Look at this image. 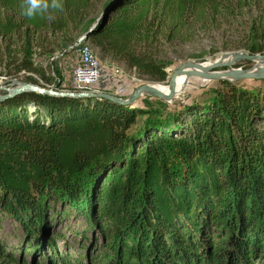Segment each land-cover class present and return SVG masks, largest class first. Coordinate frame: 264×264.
I'll list each match as a JSON object with an SVG mask.
<instances>
[{"label": "trees", "instance_id": "trees-1", "mask_svg": "<svg viewBox=\"0 0 264 264\" xmlns=\"http://www.w3.org/2000/svg\"><path fill=\"white\" fill-rule=\"evenodd\" d=\"M109 1V23L88 41L153 83L167 82V66L132 44L155 41L164 27L180 36L187 19L228 11L226 0ZM59 2L29 19L24 0H0L9 82L23 72L51 82L35 43L81 27L90 0ZM250 31L249 54H264V8ZM53 70L50 88L61 91ZM220 83L207 100L163 110L148 99L141 108L37 93L0 102V229L8 222L17 241L0 237V261L264 264V90Z\"/></svg>", "mask_w": 264, "mask_h": 264}, {"label": "rangeland", "instance_id": "rangeland-1", "mask_svg": "<svg viewBox=\"0 0 264 264\" xmlns=\"http://www.w3.org/2000/svg\"><path fill=\"white\" fill-rule=\"evenodd\" d=\"M107 2L108 0H90L89 7L82 11V16H86L87 20L79 28L72 27L68 36L62 37V35H59L56 40L50 41L48 44L42 41L35 43V63L45 72L46 77L51 82L40 79L41 77L38 75L30 76L39 80L41 85H46L47 88L44 89L53 90L50 87L54 86L58 81L59 76L57 74L54 75L55 71L53 70L56 67L63 81L61 91L72 92V78L78 63V55L72 50V47L86 35L87 27H91L92 23L100 17ZM225 4L228 11L223 17L214 19L209 16L208 19H204L201 22H196L195 19L189 18L185 21L180 36L173 35L170 28L164 27L163 33L160 36H156L155 41L144 44L134 43L130 46V52L139 56L145 55L147 58L167 66L168 80L166 83L151 82L148 77L139 73L137 69L130 68L118 54L105 55L91 43L103 69V79L98 88L102 92L111 95L123 89L124 93L130 96L141 86H169L175 71L184 64L208 60L217 61L224 55L232 53L249 54L248 48L253 40L250 31V20L254 16L261 15L264 7L259 8L258 4L247 0L241 3H238L237 0H226ZM114 18L115 16L110 19V23H112ZM7 45V41H0L2 50ZM2 57V53H0V86L10 83V77L6 74L7 71L4 69ZM255 67L253 63L241 61L234 66V69L252 71ZM115 70H119L122 73V77H116L114 74ZM26 78L27 75L22 73L17 77V80L25 82ZM238 83L239 86L248 90L257 88L264 90V80H246ZM221 88L220 81L193 78L190 80L189 87L178 95L173 103H167L164 100L144 95L134 106L143 108V100L148 99V102L155 108L163 110L164 105H168L170 109H174L176 105L182 106L194 101L207 100L212 96L213 91ZM1 93L5 94L4 92ZM2 224L3 229H0V237L11 239L13 237V228L8 222ZM9 244L10 246H15L17 241L11 239ZM0 264L4 263L0 261Z\"/></svg>", "mask_w": 264, "mask_h": 264}, {"label": "water", "instance_id": "water-1", "mask_svg": "<svg viewBox=\"0 0 264 264\" xmlns=\"http://www.w3.org/2000/svg\"><path fill=\"white\" fill-rule=\"evenodd\" d=\"M114 6L115 3L111 1L105 5L104 11L100 17L87 30L85 35L87 39H89L92 35L99 33L109 23V18L114 11ZM241 61L253 63L256 67L252 71L234 69V66ZM205 63L206 61L199 63H187L178 68L171 77L169 84L170 91L168 94L161 91L154 85H145L138 88L134 94L125 98H120L107 93L92 94L48 90L37 85L13 80L10 83H5L0 86V102L7 101L25 93H37L58 98L105 99L122 106H134L144 95L164 100L167 103H173V101L178 97L176 93V80L179 76H187L188 80L193 78H203L205 80L229 81L232 83L246 80H264V54L250 55L244 53H232L224 55L221 59L209 67H205ZM1 92H4L5 94H2Z\"/></svg>", "mask_w": 264, "mask_h": 264}, {"label": "built area", "instance_id": "built-area-1", "mask_svg": "<svg viewBox=\"0 0 264 264\" xmlns=\"http://www.w3.org/2000/svg\"><path fill=\"white\" fill-rule=\"evenodd\" d=\"M72 50L78 55V63L74 69L72 78L73 90L75 93H92V94H103L98 85L103 79L102 64L95 54L91 42L88 41L86 36L82 37L72 47ZM30 76L34 74H26ZM115 76L120 78L122 73L119 70H115ZM114 96L125 98L128 97L123 89L118 90Z\"/></svg>", "mask_w": 264, "mask_h": 264}, {"label": "clouds", "instance_id": "clouds-1", "mask_svg": "<svg viewBox=\"0 0 264 264\" xmlns=\"http://www.w3.org/2000/svg\"><path fill=\"white\" fill-rule=\"evenodd\" d=\"M49 7L62 8L59 0H51V4L45 3L44 0H24L23 15L29 19L42 15Z\"/></svg>", "mask_w": 264, "mask_h": 264}, {"label": "bare ground", "instance_id": "bare-ground-1", "mask_svg": "<svg viewBox=\"0 0 264 264\" xmlns=\"http://www.w3.org/2000/svg\"><path fill=\"white\" fill-rule=\"evenodd\" d=\"M218 61V60H217ZM216 61L213 60H208L206 61V63L204 64L205 67H209L211 65H213ZM176 93L177 96L180 95L187 87H189L190 85V80L187 79V76H179L176 80ZM156 87H158L161 91L165 92L166 94L169 93V86H161V85H157Z\"/></svg>", "mask_w": 264, "mask_h": 264}]
</instances>
